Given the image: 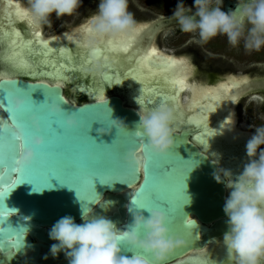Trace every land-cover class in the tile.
I'll return each instance as SVG.
<instances>
[{
    "label": "water",
    "instance_id": "1",
    "mask_svg": "<svg viewBox=\"0 0 264 264\" xmlns=\"http://www.w3.org/2000/svg\"><path fill=\"white\" fill-rule=\"evenodd\" d=\"M233 6L234 3L224 0L222 11H233L237 5ZM148 45L145 43L144 47ZM25 49L31 55L32 60L28 63L32 64V72L16 70L14 64H0V73L9 74L7 79L0 78V126L13 123L7 98L14 87L23 90L26 97L36 102L33 111L24 116L27 125L24 129L25 141L34 134L27 124L28 117L35 114L41 122L39 135L44 145L35 149L36 158L30 167L22 170L21 177L33 179L72 163L83 181L72 183V187H69L50 178V186L40 188L42 194L36 192L34 189L37 185L28 180L14 186L4 198L3 208H0V264H68L63 253L55 260L48 255L50 246L55 243L49 239L48 233L60 218L72 216L77 224L82 223L81 207L84 205L86 209H92V215L111 220L117 231H126L132 223L129 208L145 218L149 215L147 211L135 208L131 201L136 199L168 212L171 217L168 225L170 233L187 240L184 246L174 250L165 264H230L226 248L219 253L213 251L214 257L191 256L223 242V235L227 231L223 206L231 190L223 183L218 184L213 175L218 169L231 171L233 177L239 175L247 162L245 148L239 152L232 147L223 149L222 154L213 153L211 143L199 139L205 129L190 122V117L182 115L177 94L170 93L165 84L156 82L147 87L135 88L131 86V79L123 80L132 66L130 60L125 68L118 69L112 67L110 57L107 58L110 61L100 58L101 62L109 65L107 76L102 77L89 71L92 66L87 67L88 57L84 58L79 49L77 51L80 53L74 50L73 54L65 47L60 48L55 54L54 64L43 62L40 53L44 50L38 43ZM101 55L105 57L103 51ZM82 64L85 65L84 70H81ZM57 70H61L60 80L66 86L53 83L54 79L50 76L55 75ZM108 77L118 78L120 82L116 83L115 79L110 82ZM9 81L14 82V85ZM255 82L256 88L252 92L261 89L260 82ZM65 87L73 92L72 95H68ZM99 91L105 92V98L102 101L93 100ZM125 97H130L134 104L125 103ZM55 102H62L64 111L75 112L78 122L76 129H64L60 120L49 116L48 105ZM161 103H171L180 119L171 125L174 146L165 158L149 155L145 168V146L139 144V138L131 133L119 134L115 128L109 130L107 109L112 110L111 119L123 121L127 130L134 133L140 117H144L142 110L148 107L154 109ZM52 124L53 127L50 126ZM5 137V133H0V186H6L9 180L16 179L15 174L9 176L4 167L13 166V151ZM28 147L24 143L23 152ZM130 150L140 162L134 169H130L123 161L124 154ZM15 155L18 156V153ZM190 166L193 170L185 177L184 195L191 198V204L183 207V201L176 202L174 180L161 174V170L167 168L171 175L180 168ZM99 178L112 180L111 186L102 184ZM38 186H42V182ZM162 187L166 199L157 196V191ZM149 199L157 201L161 207ZM189 221L192 223L189 224ZM19 229L24 231L17 246ZM120 247V255L127 259L144 256L149 264H155L151 256H145L141 250L127 243Z\"/></svg>",
    "mask_w": 264,
    "mask_h": 264
},
{
    "label": "clouds",
    "instance_id": "2",
    "mask_svg": "<svg viewBox=\"0 0 264 264\" xmlns=\"http://www.w3.org/2000/svg\"><path fill=\"white\" fill-rule=\"evenodd\" d=\"M28 4L33 21L38 25L50 26L53 14L56 18L72 16L81 7L82 0H28ZM222 6L223 0H194L191 7L186 6L183 0H177L168 19L178 25L181 32L196 33L198 39L195 42L200 44L223 35L233 47H237L242 39L247 51H259L264 47V0H237L236 9L227 13L222 11ZM128 7V0H99L96 14L91 18L90 33L101 40L116 39L134 31L136 20ZM88 50V60L92 66L89 71L102 77L107 76L109 65L100 61L96 40L89 41ZM62 104H49V116L60 120L64 129H76L78 122L75 112L64 111ZM11 109L16 114H28L23 90L12 96ZM107 112L109 130L115 128L119 134L131 133L135 138L146 141L145 168L149 155L165 158L171 152L174 146L171 128L174 110L167 104L161 103L140 117L134 133L127 130L123 121L111 119V109H107ZM27 124L34 132L27 141L23 126L13 123L11 127L0 126V133L10 135L16 141L23 140L29 145L14 161L15 167L21 171L31 166L36 158L35 149L44 145L39 135L40 119L32 114ZM100 131L104 134L103 130ZM245 152L247 162L239 175L233 177L231 171L223 169H218L213 175L218 184L223 183L231 190L223 206L227 218L223 245L230 264H264V125L255 128L245 145ZM123 161L130 169L140 163L131 150L124 154ZM192 170L190 166L186 175ZM111 182L106 180L102 184L111 186ZM35 191L40 193V189ZM131 203L149 215L145 218L129 208L132 223L126 231H117L111 220L92 215V209H86L84 205L81 207L82 223L77 224L72 216L60 218L48 233L49 239L55 242L50 246L48 255L55 260L63 253L68 264H149L144 256L127 259L120 255L121 244L127 243L141 250L145 256H151L155 264H165L174 250L184 246L187 240L170 233L168 225L171 217L168 212L161 208H141L135 200ZM190 204L191 198L184 195L183 207ZM44 258L48 259V256Z\"/></svg>",
    "mask_w": 264,
    "mask_h": 264
},
{
    "label": "bare ground",
    "instance_id": "3",
    "mask_svg": "<svg viewBox=\"0 0 264 264\" xmlns=\"http://www.w3.org/2000/svg\"><path fill=\"white\" fill-rule=\"evenodd\" d=\"M16 5H18V4L15 3V6ZM15 6H13L12 8H9L10 10L11 9L14 10L12 12L7 8L9 11H4L3 13H0V33H2V34L5 32L9 33L8 38L4 39L6 46H4V48H2V50H0V64H13L11 61H9L7 59L8 56L11 54L10 49H9V40H10V34L12 32H19L20 37L22 38V40L24 41L25 44L30 40L34 41L36 39V37L34 35L36 30H39L41 32L40 25H38L36 23L34 25L30 24V23H28L27 20L20 18V17H17L15 15V12H16ZM22 8H24V7H22ZM21 23L27 25L29 28L28 31L31 32L32 37H31V39L29 38L28 41L25 40V37L22 35L21 30H19L18 25ZM83 26L85 27V24ZM87 26L90 27V23ZM84 27L79 29L75 33L65 35L64 37L62 36L61 38L58 37L59 39L49 40L48 43H50V47L52 49L53 55L52 56L49 55L47 57V60L49 62H51L52 64L55 63L54 57H56L55 54H57V50H56L57 41H62L59 44L67 46V43H65V41H64V40H67L69 42L68 45H74V46L76 45L77 50L79 49V50H81V53H83L84 50H86L85 52H89V50H88L89 41L96 40V43L98 44L99 49H101V51H103V53H104L103 56H105L107 58L110 57V59H112V61H113V63L111 64L112 67L115 66L118 69H121L122 67L125 68L126 64H128V61L130 60V64L132 66L129 67L130 71H128L126 73L125 77H123V80L129 81V79H131L133 82V83H131V86H134L135 88H141V87L143 88V87H147V86L151 85L152 83H156V82L163 83L167 86L166 89L170 93H173V94L176 93L177 94L178 103H180L179 102L180 101L179 100L180 94L188 87L189 88V94L187 95L188 102H187L186 110L182 114L184 117H186L188 115V117H190V119H189L190 122L195 123L196 125H200V127L205 129L204 134L200 135L199 139L201 138V140L208 141L209 143H211L213 153L222 154L223 149H229L232 147H233V149H236L237 152H239L245 148V145H246L247 141L251 138L252 134L241 132L243 130L239 131L236 128L234 120L232 119V115L234 113V105H236L237 99L239 100V97H236V99L233 97L236 96V93L238 94L239 92H240L239 95H242V91H239V90L242 88V85L247 82L246 80H242V81L238 80V81H236L238 83H233V81H231L232 79L231 80L229 79L230 82L228 80V83L227 82H225L224 84L221 83V85H218V86L214 85L216 87L213 89H206V87L205 88H196V86L195 87L191 86L190 82L187 81V80H189V77H190L189 69L187 67V63L176 64V65H172L170 67L168 65H166V66H162L161 68L157 67V69L156 68L154 69V67L153 68L151 67V65H152L151 63L153 60H155V57H153L151 59V61L147 63L146 66H141L138 63L140 60V57L143 56L144 54H142V53L140 54L139 51L138 52L136 51L137 43L140 42L141 36H144L143 32L145 31V28L135 38L133 46H132V48L129 49L128 52H120V51L109 52L101 45L100 40H97L91 33L85 31ZM136 29L137 28H135V30ZM134 31H131L127 35H124L121 37H124L126 39H130V38H132V34ZM148 32H149V30H148ZM147 35H149V34L147 33ZM121 37L116 38V39H111V40H119ZM1 38H3V37H1ZM41 38H43L42 32H41ZM143 40H145V39L143 38ZM35 44H37V43H33L31 46H36ZM139 45H142V44H139ZM2 46H3V43H2ZM150 48L147 47V49H149L148 51H150L152 49V48L151 49ZM143 50L141 49L140 52ZM83 56H84V58H86V54ZM159 56H161V54H159ZM76 57H78V55H76ZM87 57H88V55H87ZM136 58H137V60H136ZM159 58L161 59V57H159ZM24 59L27 62L31 59V55L26 51V49H24ZM44 59H45V57H43V61H44ZM107 60L110 61L109 59H107ZM155 64H157L156 61H155ZM31 66H32V64H31ZM16 70H18V69H16ZM60 72H61V70H57L55 75L53 74L50 76V77H53L54 80H57V83H59V84H61L59 82V80L61 78L60 76H62V73H60ZM1 75L9 76V74H3V73H1ZM132 77H134V80L132 79ZM176 77H181V78L185 79L188 86L186 88H184L183 91L177 90L171 84V81ZM5 79H7V78H5ZM54 80H53V83H54ZM61 85H65V84H61ZM222 85L224 86L225 89H227V91L221 90L219 93H217L216 90L221 89ZM244 89H245V87H244ZM209 92H211L212 95H209L208 94ZM70 94L71 93L69 92V95ZM101 98H102V100L105 98V92L104 91H99L98 94H95L93 96V100H95V101H101ZM125 102L127 104H134V102L132 101V99L130 97H126ZM226 104H228L227 107H226ZM167 105L173 109L172 104L170 105V103H169ZM148 108L150 110L144 108L143 116L147 115L148 112L153 110L150 107H148ZM177 120H180V119L178 118L176 111H174V120H173L174 123H176ZM178 122H180V121H178ZM210 122H213V123H210ZM181 123H183V120H181ZM208 132H210L211 135H206V133H208ZM223 248H225V246L223 245V242H222L219 245L213 246V248L205 249L203 252H201L199 254H193L191 256V258L214 257L213 251H216V253H219V251Z\"/></svg>",
    "mask_w": 264,
    "mask_h": 264
},
{
    "label": "rangeland",
    "instance_id": "4",
    "mask_svg": "<svg viewBox=\"0 0 264 264\" xmlns=\"http://www.w3.org/2000/svg\"><path fill=\"white\" fill-rule=\"evenodd\" d=\"M29 8L28 0H15ZM186 6L191 7L194 0H183ZM177 0H128V10L134 16L136 23L138 21H147L148 23L161 22L172 15ZM99 0H82V5L72 16L56 18L55 14L50 18V26L41 25L43 38L49 39L59 35L61 32L74 30L80 23V16L88 11L87 15L96 14ZM85 15L83 19L88 20L90 16ZM175 25L160 29L154 39L155 45L165 54L176 57H191L196 55L197 50L206 57H212L216 65L211 67L217 71L234 75L248 76L251 81H257L264 77V47L259 51H247L244 47V40L240 41L237 47L228 43L227 37L218 35L207 43L200 44L195 42L198 39L196 33H183ZM51 60V59H50ZM195 67L198 70V76H203V69L209 67L204 64L202 67L198 59L193 58ZM201 62V61H200ZM203 62V61H202ZM216 71V70H215ZM202 74V75H201ZM207 76L208 74L205 73ZM208 77V76H207ZM202 79V78H201ZM201 82L207 83L208 79H202ZM68 90V89H67ZM68 92L72 93L71 90ZM261 99L248 95L242 99L235 113V124L238 122V129L249 132L252 135L256 127L264 125V96L256 93Z\"/></svg>",
    "mask_w": 264,
    "mask_h": 264
},
{
    "label": "snow or ice",
    "instance_id": "5",
    "mask_svg": "<svg viewBox=\"0 0 264 264\" xmlns=\"http://www.w3.org/2000/svg\"><path fill=\"white\" fill-rule=\"evenodd\" d=\"M16 8V12L15 15L17 17L23 18L25 20L28 21V23L30 24H35V22L33 21L31 15L29 14L28 11L20 8L19 5L15 6ZM147 25H141L139 26L132 34V38L130 39H126L124 37H121L119 40H111V39H101L100 43L101 45L109 52H116V51H120V52H128L130 48H132L133 43L135 41V38L143 31L144 28H146ZM84 30L90 33V27H88L87 25H85ZM36 39L30 40L27 42V44L24 43V41L22 40V38L20 37V33L19 32H12L10 34V40H9V49L11 54L8 56V60L11 61L15 68L21 71H27V72H32V66L31 64H29L25 59H24V49L28 48L30 45H32L33 43H38L42 49L44 50L42 53H40L43 57H45L44 59V63H48L49 61L47 60V57L52 53V49L49 48L48 46V42L43 40L41 38V32L39 30H36L34 33ZM31 50V49H29ZM64 51V50H61ZM159 56V53L157 52V50L153 47L150 51H147L146 54H144L143 56L140 57L139 60V64L141 66H146L148 62L151 61V59L153 57H157ZM99 58H104L107 59V57H102L101 55V49L99 51ZM161 59L164 60V62L166 63V65H168L169 67L172 65H176V64H183L184 61H177L173 58H167V57H161ZM61 67H64L63 65H61ZM87 67H91V63L87 62ZM85 65H81V70H84ZM62 78V77H61ZM109 81L111 82L112 79L116 80V83H119V79L115 78V77H108ZM8 83L13 84L14 82L9 81ZM233 83H238L236 81H233ZM171 84L173 85V87H175L177 90L179 91H183L184 88H186L188 85L185 81L184 78L181 77H176L171 81ZM59 86V85H57ZM221 90L227 91V89L224 88V86H221V89L216 90L217 93H219ZM21 91V89L19 88H15L12 93L9 94L8 96V112L11 114L10 117L13 120V124L17 125V126H23L24 129L27 127V125L24 122V115L21 114H16L14 112H12L11 109V98L14 95L19 94ZM209 95H212L211 92L208 93ZM27 99V111L28 113L33 111L34 106L36 105V102L30 98V97H26ZM102 101V98H101ZM5 127H11V125H4ZM51 127H53V124L50 125ZM206 135H211L210 132L206 133ZM7 143L9 144L11 150L13 151V155H12V161H13V166L11 168H9L7 165H5L4 167L7 168V173L9 176H12L15 174L16 179L14 180H9L6 184V186H0V208H3L4 204H3V200L4 198L8 195L9 191L16 186L18 183L23 182L24 180H28L31 183H34L35 185H37V188L34 190H39L41 187H48L50 186L48 184V181L50 178H55L58 181H60L61 184H66L69 187H72V183H76V182H82L83 181V177H81L77 171V169L75 168V166L72 163H67L65 165H63L62 167L53 169V170H49L47 171L43 176L40 177H36L33 179H22L21 177V170H18L15 167V158L17 157L15 155V153H18V156L20 154H22L23 149H24V141H16L13 140L12 137L10 135H6L5 137ZM139 144H142L145 146L146 142L142 139L139 138L138 141ZM189 167L185 168H180L177 170L176 173H172L171 175H169L168 169L164 168L161 170V174H163L164 176H168V179H172L175 182V186H176V202L177 201H183L184 200V180L186 177V172L188 170ZM135 172V170H134ZM121 180V179H119ZM106 180L101 179V183H104ZM123 182V180H121ZM42 182V186H38L40 185ZM131 183V182H128ZM166 187V186H164ZM164 187H162L161 189H159L157 191V196H159L160 199H166V197L162 194V192L164 191ZM92 189H94V185L92 182ZM151 202L157 204L159 207L160 204L157 201L151 200L149 199ZM135 203L141 207V208H148L151 209L152 207H150L148 204L146 203H140L137 201V199L135 200ZM192 221H189V224H191ZM24 229H19L17 230L18 232V236H17V246L20 245V237L23 234ZM169 231H171V229H169Z\"/></svg>",
    "mask_w": 264,
    "mask_h": 264
},
{
    "label": "flooded vegetation",
    "instance_id": "6",
    "mask_svg": "<svg viewBox=\"0 0 264 264\" xmlns=\"http://www.w3.org/2000/svg\"><path fill=\"white\" fill-rule=\"evenodd\" d=\"M5 1V2H4ZM0 0V13H3L4 11H9L10 9L9 8H12L13 6H15V3H17L19 6H20V8H22V7H24V8H22V9H24V10H26V11H28L29 12V8L27 7V6H24V5H22L19 1H15V0ZM224 1V0H223ZM228 1H231L232 3H234V6H233V8L237 5V0H228ZM6 3V4H5ZM2 4V5H1ZM8 4V5H7ZM7 6V7H6ZM11 6V7H10ZM9 10H8V9ZM194 10V9H193ZM11 12L12 11H14L13 9H11L10 10ZM86 13L84 14V15H82V16H80L79 17V19L81 20V23L74 29V30H71V31H68V32H61L59 35H57V36H55V37H52V38H49V39H44V38H42L43 40H45V41H49V40H54V39H59L58 37H64L65 35H68V34H71V33H75L76 31H78L79 29H81V28H83L84 26V24L85 25H88L90 22H91V18H92V15H87L88 13V11H85ZM226 13V12H225ZM85 15H87V16H90V18L88 19V20H86V18H85V20L83 19V17L85 16ZM169 18V17H168ZM25 24H23V23H21V24H19L18 26H19V30H21V33H22V35L25 37V40H29V38L31 39V32L30 31H28L29 30V28H28V26L27 25H25ZM141 25H147V27L145 28V31L143 32V34H144V36H141V40H140V42H138L137 43V48H136V51L138 52L139 51V53L141 54H146L145 52H147L149 49H147V47H145L144 48V44L145 43H149V45H148V48H150L151 46V48H155L158 52H159V54H161V56H158V57H155V60H153L152 61V65H151V67L153 68L154 67V69L156 68L157 69V67H159V68H161L162 66H166V63L164 62V60H162V59H160L159 57H167V58H174L175 60H178V61H184V63H187V67H188V69H189V74H190V77H189V80H187L188 82H190V85L191 86H196V88H205L206 87V89H213V88H215L216 86H218V85H221V83L222 84H224L225 82H227L228 83V80L230 79H232L231 81H242V80H246L247 82L246 83H244L243 85H242V88L239 90V91H242V95H239L240 94V92L237 94L236 93V96H234L233 98H235L236 99V97H239V100L237 99V102H236V105H234V113H233V115H232V119L233 120H236L237 121V118H235V113H236V110H237V106H238V104H239V102L242 100V99H245L248 95H251V96H254V97H257L258 99H261L259 96H257L256 95V93H260V94H262L263 96H264V77H262V79H258L257 80V82H260V86H261V89H260V91H255V92H252L255 88H256V82L254 81H251L250 79H249V77L248 76H239V77H237V76H234V75H229V74H225V73H223L222 74V72H219V71H217V69L216 68H213V67H211L212 65H216L215 64V61H214V59H212V57H206V56H204L200 51H198L197 50V53H196V55H192L191 57H176V56H174V55H169V54H165L164 52H162V50H160V49H158V47L155 45V42H154V39H155V37H156V34L158 35V32H159V30L160 29H164L165 27H169V26H171V25H175L177 28H179L178 27V25H176L173 21H171V20H167V19H165L164 21L162 20L161 22H155V23H148L147 21H138L137 23H136V26H135V28H138L139 26H141ZM158 28V29H156V28ZM248 27H250V25L248 26ZM28 28V29H27ZM40 29H41V25H40ZM148 30H149V32H148ZM179 30V29H178ZM180 31V30H179ZM41 32H42V29H41ZM156 32V33H155ZM6 33V35L3 33H0V50H2V48H4V46H6L5 45V41H4V39H7L8 38V35H9V33L8 32H5ZM147 33L150 35H147ZM142 34V35H143ZM42 35H43V32H42ZM149 36V37H148ZM1 37H3V38H1ZM152 37V38H151ZM143 38L145 39V40H143ZM147 39V40H146ZM144 42H143V41ZM65 41V43H67V46H64V45H60L59 43L60 42H62V41H57V43H56V45H57V47H56V50L58 51L60 48H62V47H65L67 50H69L70 51V53H73L74 52V50L75 51H77V48H76V45L74 46V45H68L69 44V42L67 41V40H64ZM142 42V43H141ZM2 43H3V46H2ZM139 44H142V45H139ZM36 45V44H35ZM48 46L50 47V43H48ZM141 47V48H140ZM150 48V49H151ZM138 49V50H137ZM143 50V51H141L140 52V50ZM80 52H81V50H79ZM79 51H77V54H78V52ZM86 50H84V52L83 53H81V54H83V55H85L86 54V57H87V55H88V53L89 52H85ZM79 52V53H80ZM138 53V54H139ZM74 54V53H73ZM165 55V56H164ZM74 56H76V55H74ZM193 58H196V59H198V63H200V65L202 66V67H204L203 65L204 64H206L207 66H209V67H205V69H203V71H202V73H203V76H201V78L202 79H208V81L209 82H207V83H204V82H201V78H200V76H198V70H197V67H195V65H194V62H193ZM159 59V60H158ZM136 60H137V58H136ZM155 61H156V63L157 64H155ZM159 61V62H158ZM201 61V62H200ZM203 61V62H202ZM159 63V64H158ZM212 64V65H211ZM216 70V71H215ZM129 71V70H128ZM192 72V73H191ZM205 73H207L208 75V77L205 75ZM202 75V74H201ZM6 76V77H5ZM0 77L1 78H9V76H7V75H1V73H0ZM247 77V78H246ZM245 78V79H244ZM230 80H229V82H230ZM59 82L61 83V84H65V82H61V80H59ZM122 83V82H121ZM195 83V84H194ZM54 84H56V85H59V86H61V87H63V86H66V85H61V84H59V83H57V80H54ZM152 84H154V83H152ZM193 84V85H192ZM198 85V86H197ZM214 85H216V86H214ZM244 87H245V89H244ZM65 89H66V87H65ZM66 91L68 92V90L66 89ZM186 93V94H185ZM189 94V88L187 87L181 94H180V98H179V100L181 99V97L183 98V100L182 101H179L180 103L178 104V107L180 106V109H179V111L181 112V113H184V111L186 110V106H187V102H188V98H187V95ZM68 95H69V92H68ZM187 100H185V99ZM125 99H126V97H125ZM125 99L123 100L124 102H125ZM186 102V103H185ZM126 103V102H125ZM229 104V103H228ZM228 104H226V107L228 106ZM170 105H171V103H170ZM183 109V110H182ZM182 110V111H181ZM146 112V111H145ZM142 113H144V109L142 110ZM183 115V114H182ZM186 117H188V115L186 116ZM210 123H213V122H210ZM238 122H236V128L238 129ZM239 131H241L240 129H238ZM241 132H244V131H241ZM244 133H249V132H244ZM214 159H219V157H213Z\"/></svg>",
    "mask_w": 264,
    "mask_h": 264
}]
</instances>
